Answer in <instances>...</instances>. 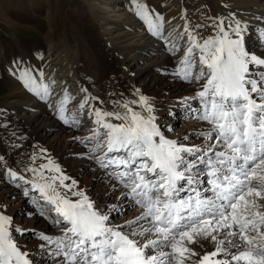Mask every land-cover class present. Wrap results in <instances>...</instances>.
<instances>
[{
    "label": "snow or ice",
    "instance_id": "obj_1",
    "mask_svg": "<svg viewBox=\"0 0 264 264\" xmlns=\"http://www.w3.org/2000/svg\"><path fill=\"white\" fill-rule=\"evenodd\" d=\"M130 3L146 32L173 56L180 53L172 75L197 87L178 103L185 119L203 127L169 138L165 129L172 126L159 122L144 95L117 99L111 109L86 89L78 109L68 107L74 97L67 91L49 102L50 84L22 72V86L63 124L90 122L88 135L73 140L103 170L117 201L91 200L50 158L37 163L41 156H29L17 171L0 156L4 178L27 185L25 196L36 193L32 202L56 229L35 233L44 264H264V27L253 31L235 13L195 25L182 15V30L166 35L161 14L142 0ZM255 19L264 24V17ZM205 28L211 29L207 36L200 31ZM252 36L255 49L246 43ZM168 115L180 118L178 111ZM126 206L138 214L113 224L112 214L123 215ZM2 207L0 264H33L13 235L26 229H12Z\"/></svg>",
    "mask_w": 264,
    "mask_h": 264
},
{
    "label": "bare ground",
    "instance_id": "obj_2",
    "mask_svg": "<svg viewBox=\"0 0 264 264\" xmlns=\"http://www.w3.org/2000/svg\"><path fill=\"white\" fill-rule=\"evenodd\" d=\"M87 2L88 5H80L79 21H81V28L85 33H87L86 29L91 30L93 37L100 41L106 55L120 63L123 74V91L126 95L121 100L138 99L139 95L148 97L155 106L156 114L160 118L159 122L172 126V132H167L165 129L169 138H182L184 135L191 134L203 127L195 119H185L184 111L178 103L179 98L193 95L197 87L172 75L176 69L180 53L173 56L166 51L164 43L148 34L146 25L130 10L132 6L121 5L124 0H88ZM161 2V0L158 1L157 8L165 18V34L181 31L185 21L182 19L178 22L176 21L177 17L172 15L176 7L163 5ZM191 2H195V4L192 5ZM201 9L207 11L206 18L224 17L228 16L229 13H235L238 19L247 21L252 26L253 31L257 27H264L261 21L255 19L256 17H264V0H184L179 15L186 16L193 25L209 23L206 18L200 17ZM200 31L204 36H207L211 29L205 28ZM78 33L82 43L86 44L82 31L80 30ZM255 39V36L246 37V43L250 49L256 48ZM98 74V70H90L79 59H76L70 66L68 74L61 76L60 70L52 69L46 73V77L52 86L58 83L76 86L77 89L75 90L80 102L86 94L82 89L87 90L89 97H94L93 89L94 85L97 84ZM52 81L55 83L53 84ZM20 87L17 89L22 90ZM63 87L61 86V88ZM56 94L52 93L49 102L60 98ZM19 102L26 111L24 120L33 129L36 137L45 139L50 137V140L57 141V144H60L62 140L65 141L61 144L63 159L61 162L67 166L68 170L64 169L65 172L67 171L66 175L71 180L77 181V186L96 203H116L115 196L111 194V184L104 176L103 170L82 156L81 154L86 149L79 142L73 140V137L88 135L90 122H82L79 127L66 129L61 126L60 120H57V115L50 112L52 109L49 110L50 107L45 102L43 104L38 103L40 107H37V110L30 108L27 101L19 100ZM92 102L96 103L95 101ZM195 106L193 104V107ZM109 107L106 108L111 109L112 104ZM169 111H178L180 118L170 117ZM84 120L87 121L86 116ZM82 130L85 135L81 132ZM191 143L198 144L200 140L192 137ZM25 187L28 186L16 187L14 183L0 179V206H3V214L12 219V229H26L22 232L13 231L14 238L21 250L28 251L30 258L35 256L37 258L36 264H44V260L47 258L39 254L37 246L41 241L35 233L43 231L48 234H55L56 229L45 216L40 214V207L32 202L37 194L30 192V196L24 195ZM137 214L135 208L126 206L123 215L112 214V223L121 224L124 220ZM207 250L211 249L208 248Z\"/></svg>",
    "mask_w": 264,
    "mask_h": 264
},
{
    "label": "rangeland",
    "instance_id": "obj_3",
    "mask_svg": "<svg viewBox=\"0 0 264 264\" xmlns=\"http://www.w3.org/2000/svg\"><path fill=\"white\" fill-rule=\"evenodd\" d=\"M87 1L0 0V156H4L8 166L17 171L23 166L18 161L28 163L29 156L33 155L42 157L37 163H47L46 158H50L60 166L65 175L67 171L65 172L64 169L68 170L67 166L61 162V144L65 141L60 138L62 142L57 144V141L50 140V137L47 139L36 137L33 129L24 120L26 111L19 104V100L27 101L30 108L35 110L40 107L38 103L43 104L44 102L22 86V82L18 79L22 72H30L37 79V83L49 84L46 77L49 70H60L61 76L68 74L70 66L76 59H79L88 69L99 71L93 96L103 100L104 107H111L113 101L121 100L126 96L123 91V74L120 63L106 55L100 41L93 37L91 30L86 29L87 33H85L81 28L80 5H88ZM158 1L160 0H142L149 9L161 14L157 8ZM161 1L163 5L176 7L172 15L176 16V21L180 22L182 19L179 13H181L184 0ZM195 2H191L192 5ZM121 5H131L130 0H124ZM201 10L203 13L201 12L200 17L206 18L207 11ZM80 30L86 44H83L79 37ZM14 61L18 63H13ZM40 72L43 73L42 78L39 76ZM147 79L149 80V77ZM66 85L58 83L54 85L55 89L50 84L52 93H58L56 95L61 98L67 91L70 96L74 97L68 107L78 109V93L75 90L77 88ZM19 86L22 90L17 89ZM61 86L65 87L61 88ZM50 112L56 114L54 110ZM60 124L66 129H71L61 121ZM81 132L85 135L83 130ZM41 149L46 152L41 153ZM2 171L0 170V179L8 182ZM31 259L33 264L37 263L35 256Z\"/></svg>",
    "mask_w": 264,
    "mask_h": 264
}]
</instances>
